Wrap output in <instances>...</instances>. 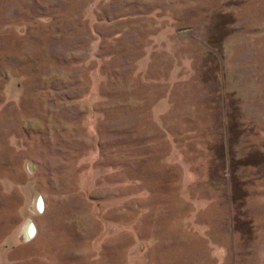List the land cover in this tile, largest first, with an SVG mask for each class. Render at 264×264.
Returning a JSON list of instances; mask_svg holds the SVG:
<instances>
[{
	"label": "rangeland",
	"instance_id": "374dc122",
	"mask_svg": "<svg viewBox=\"0 0 264 264\" xmlns=\"http://www.w3.org/2000/svg\"><path fill=\"white\" fill-rule=\"evenodd\" d=\"M0 264H264V0H0Z\"/></svg>",
	"mask_w": 264,
	"mask_h": 264
},
{
	"label": "bare ground",
	"instance_id": "6f19581e",
	"mask_svg": "<svg viewBox=\"0 0 264 264\" xmlns=\"http://www.w3.org/2000/svg\"><path fill=\"white\" fill-rule=\"evenodd\" d=\"M30 228L32 229V227L29 225V226L27 227V233H30Z\"/></svg>",
	"mask_w": 264,
	"mask_h": 264
}]
</instances>
